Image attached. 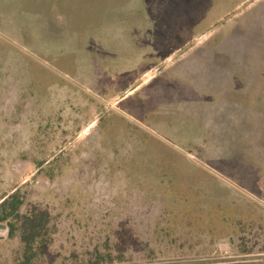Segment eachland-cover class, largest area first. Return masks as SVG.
<instances>
[{"label": "rangeland", "instance_id": "rangeland-1", "mask_svg": "<svg viewBox=\"0 0 264 264\" xmlns=\"http://www.w3.org/2000/svg\"><path fill=\"white\" fill-rule=\"evenodd\" d=\"M15 194L35 264H264V0H0Z\"/></svg>", "mask_w": 264, "mask_h": 264}, {"label": "trees", "instance_id": "trees-1", "mask_svg": "<svg viewBox=\"0 0 264 264\" xmlns=\"http://www.w3.org/2000/svg\"><path fill=\"white\" fill-rule=\"evenodd\" d=\"M22 201L13 195L0 205V230L6 229L10 237L18 234L23 246V261L20 264H35L36 248L49 243L50 217L45 211L31 208L22 213Z\"/></svg>", "mask_w": 264, "mask_h": 264}]
</instances>
